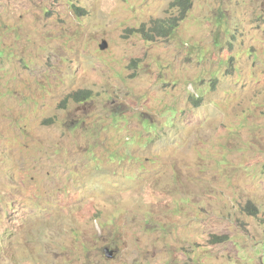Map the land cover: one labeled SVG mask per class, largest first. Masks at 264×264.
I'll return each mask as SVG.
<instances>
[{"label": "rangeland", "instance_id": "rangeland-1", "mask_svg": "<svg viewBox=\"0 0 264 264\" xmlns=\"http://www.w3.org/2000/svg\"><path fill=\"white\" fill-rule=\"evenodd\" d=\"M170 2L0 0V264H264V0Z\"/></svg>", "mask_w": 264, "mask_h": 264}, {"label": "trees", "instance_id": "trees-1", "mask_svg": "<svg viewBox=\"0 0 264 264\" xmlns=\"http://www.w3.org/2000/svg\"><path fill=\"white\" fill-rule=\"evenodd\" d=\"M192 7V0H171L169 8L177 10L178 15L170 18H166L158 21L153 27L145 30L144 27L140 28L138 32L143 35L146 41H153L156 37H168L177 27L178 23L182 21L186 14L190 11ZM76 11H80V8H76ZM80 9V10H79ZM92 97V92L86 89L77 90L71 92L65 101L72 100L75 103H84ZM256 207L251 203L246 205V211L253 212ZM261 223L264 225V218L261 219ZM227 239L226 235H212V244L224 242Z\"/></svg>", "mask_w": 264, "mask_h": 264}, {"label": "water", "instance_id": "water-1", "mask_svg": "<svg viewBox=\"0 0 264 264\" xmlns=\"http://www.w3.org/2000/svg\"><path fill=\"white\" fill-rule=\"evenodd\" d=\"M99 48H100L101 50L107 48V44H106V42L103 41V42L100 44ZM105 256H106V258H111V257L113 256V251H110L109 249H105Z\"/></svg>", "mask_w": 264, "mask_h": 264}, {"label": "clouds", "instance_id": "clouds-1", "mask_svg": "<svg viewBox=\"0 0 264 264\" xmlns=\"http://www.w3.org/2000/svg\"><path fill=\"white\" fill-rule=\"evenodd\" d=\"M105 249H109L110 251H113V257H114V253L116 252L115 250L113 249H110V247H104L103 250H104V256H105ZM106 257V256H105Z\"/></svg>", "mask_w": 264, "mask_h": 264}]
</instances>
